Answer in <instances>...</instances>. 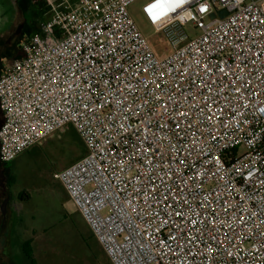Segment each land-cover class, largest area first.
Here are the masks:
<instances>
[{
  "label": "built area",
  "instance_id": "built-area-1",
  "mask_svg": "<svg viewBox=\"0 0 264 264\" xmlns=\"http://www.w3.org/2000/svg\"><path fill=\"white\" fill-rule=\"evenodd\" d=\"M135 1L47 0L0 74V162L70 124L53 177L110 264H264V0H149L160 55Z\"/></svg>",
  "mask_w": 264,
  "mask_h": 264
},
{
  "label": "rangeland",
  "instance_id": "rangeland-1",
  "mask_svg": "<svg viewBox=\"0 0 264 264\" xmlns=\"http://www.w3.org/2000/svg\"><path fill=\"white\" fill-rule=\"evenodd\" d=\"M15 1L17 12L6 33L3 31L6 16L0 9V34L3 32L0 44L3 43L4 47H9L11 42L14 44L15 41L19 45L28 37L39 34L42 25L49 17L47 0ZM148 1L137 0L128 10L155 53L160 55L167 48L165 38L161 32L153 30L141 12V7ZM20 24H22L21 29L17 35H14ZM184 31L189 38H194L200 33L191 23L184 26ZM10 33L11 36H8ZM10 37L12 39H9ZM8 59H6L7 63H10V57ZM1 62L0 54L2 72ZM84 153L85 148L76 131L70 124H66L39 145L32 147L29 154L21 155L16 159L15 164L20 178L19 187L27 188L25 201L19 205L25 229L23 246L21 242L15 243L20 249L18 251L20 255L12 258L16 263L110 264L61 184L53 177L55 172L73 164ZM6 211L7 206L4 216ZM15 252L17 251H10L11 255H15Z\"/></svg>",
  "mask_w": 264,
  "mask_h": 264
},
{
  "label": "crops",
  "instance_id": "crops-1",
  "mask_svg": "<svg viewBox=\"0 0 264 264\" xmlns=\"http://www.w3.org/2000/svg\"><path fill=\"white\" fill-rule=\"evenodd\" d=\"M14 4H15V9L13 15L11 17L5 15L6 16L4 21L5 29L3 30L5 33L8 31L9 29L8 27L12 23L11 21L13 20L17 12V5L15 0H14ZM0 9L4 11L1 5H0ZM20 26L22 27V24L18 25V27L13 33L14 35H17L19 30L21 29ZM18 28L20 29L17 31ZM2 33L0 34V41L3 39ZM8 36H11V33ZM12 37H10L9 39H12ZM21 44L18 45L16 41L14 42V44H12L11 42V45L9 47H4L3 43L0 44V54L2 57L1 63H3L2 72H4V70L9 68L12 65V63L18 60V58L21 56V54H19V50L21 49ZM9 57L11 62L7 63L6 59H8ZM2 72L0 71V74ZM34 146H31L27 150L23 151L13 161L8 162L10 163V165H7L8 163L4 164L0 162V206L3 200L8 198L6 205L7 211L5 216L2 214L0 210V264H18L12 260L13 257L15 258L16 256L20 255L18 252L20 249L18 246L16 247L15 243L18 244L21 242L22 246L24 244L23 236H24L25 226L22 224L23 215H21L19 205L23 201H25L24 195L27 194L25 191V189L27 188L22 189L21 187H19L20 178L18 174V167L16 166L15 161L21 155L29 154V150ZM11 250L17 251L15 252V255H11L10 253Z\"/></svg>",
  "mask_w": 264,
  "mask_h": 264
},
{
  "label": "snow or ice",
  "instance_id": "snow-or-ice-1",
  "mask_svg": "<svg viewBox=\"0 0 264 264\" xmlns=\"http://www.w3.org/2000/svg\"><path fill=\"white\" fill-rule=\"evenodd\" d=\"M183 2L184 0H155V3L150 6L148 11L151 13L152 19L155 21L167 15L169 11L174 10V6L177 3L182 4Z\"/></svg>",
  "mask_w": 264,
  "mask_h": 264
},
{
  "label": "trees",
  "instance_id": "trees-1",
  "mask_svg": "<svg viewBox=\"0 0 264 264\" xmlns=\"http://www.w3.org/2000/svg\"><path fill=\"white\" fill-rule=\"evenodd\" d=\"M0 5L4 9V13H5L6 16L8 15L9 17H11L13 15V12H14V9H15L14 0H0ZM0 118L2 120L1 111H0Z\"/></svg>",
  "mask_w": 264,
  "mask_h": 264
},
{
  "label": "water",
  "instance_id": "water-1",
  "mask_svg": "<svg viewBox=\"0 0 264 264\" xmlns=\"http://www.w3.org/2000/svg\"><path fill=\"white\" fill-rule=\"evenodd\" d=\"M225 15H226L225 10H221V11L218 12V16H219L220 18L224 17ZM210 17L213 18L214 15H213V14L210 15ZM20 28H21V26H20ZM20 28H18L17 31H18ZM17 31H16V32H17ZM19 58H20V57H19ZM19 58H18V59H19ZM7 201H8V198L4 199L3 202L1 203V206H0V210H1V212H2L3 215H4V213H5V206H6V204H7Z\"/></svg>",
  "mask_w": 264,
  "mask_h": 264
},
{
  "label": "bare ground",
  "instance_id": "bare-ground-1",
  "mask_svg": "<svg viewBox=\"0 0 264 264\" xmlns=\"http://www.w3.org/2000/svg\"><path fill=\"white\" fill-rule=\"evenodd\" d=\"M179 4H180V3H177V4L174 6V8H176Z\"/></svg>",
  "mask_w": 264,
  "mask_h": 264
},
{
  "label": "flooded vegetation",
  "instance_id": "flooded-vegetation-1",
  "mask_svg": "<svg viewBox=\"0 0 264 264\" xmlns=\"http://www.w3.org/2000/svg\"><path fill=\"white\" fill-rule=\"evenodd\" d=\"M19 54H21V51L19 50Z\"/></svg>",
  "mask_w": 264,
  "mask_h": 264
}]
</instances>
